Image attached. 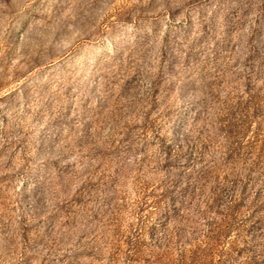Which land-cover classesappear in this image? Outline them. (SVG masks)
<instances>
[{
  "label": "rangeland",
  "instance_id": "obj_1",
  "mask_svg": "<svg viewBox=\"0 0 264 264\" xmlns=\"http://www.w3.org/2000/svg\"><path fill=\"white\" fill-rule=\"evenodd\" d=\"M0 264H264V0H0Z\"/></svg>",
  "mask_w": 264,
  "mask_h": 264
}]
</instances>
